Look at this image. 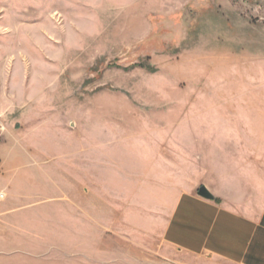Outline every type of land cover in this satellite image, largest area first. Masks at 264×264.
<instances>
[{"label": "rangeland", "instance_id": "1", "mask_svg": "<svg viewBox=\"0 0 264 264\" xmlns=\"http://www.w3.org/2000/svg\"><path fill=\"white\" fill-rule=\"evenodd\" d=\"M232 23L244 49H217ZM262 23L264 0H0V81L24 102L15 132L44 162L24 188L39 191L30 213L47 219L0 264L118 255L102 240L122 236V209L107 211L106 230L96 221L72 237L70 209L48 202L61 191L117 205L122 190L175 199L264 175Z\"/></svg>", "mask_w": 264, "mask_h": 264}, {"label": "crops", "instance_id": "2", "mask_svg": "<svg viewBox=\"0 0 264 264\" xmlns=\"http://www.w3.org/2000/svg\"><path fill=\"white\" fill-rule=\"evenodd\" d=\"M258 27L263 42L264 23ZM241 34L242 30L230 24L229 41L217 49H244L239 44ZM23 109L24 102L14 99L9 85L0 81V119L8 127L0 143L2 255L17 254L9 252V247L29 245L36 228L41 236L45 231L42 222L47 220L35 216L39 212L30 213L38 207L40 200L34 199L40 197L39 191L24 188L27 182L38 181L44 162L27 156L28 140L15 132L16 124L26 119ZM61 193L48 202L70 209L72 237L88 238L96 230V221L106 230L107 211L122 209V236L102 240L109 253L110 244L118 246L119 253L105 255V264H264V175L254 173L224 190H212L213 199L199 196L197 190L160 200L152 189H135L122 190V203L116 205L105 195L98 196L104 198L102 202H96L90 191Z\"/></svg>", "mask_w": 264, "mask_h": 264}, {"label": "water", "instance_id": "3", "mask_svg": "<svg viewBox=\"0 0 264 264\" xmlns=\"http://www.w3.org/2000/svg\"><path fill=\"white\" fill-rule=\"evenodd\" d=\"M198 195L205 198V199H213L214 196L211 191L206 187L202 186L198 189Z\"/></svg>", "mask_w": 264, "mask_h": 264}, {"label": "built area", "instance_id": "4", "mask_svg": "<svg viewBox=\"0 0 264 264\" xmlns=\"http://www.w3.org/2000/svg\"><path fill=\"white\" fill-rule=\"evenodd\" d=\"M5 128H4V125H3V123L0 121V131H3ZM0 137H1V135H0Z\"/></svg>", "mask_w": 264, "mask_h": 264}]
</instances>
